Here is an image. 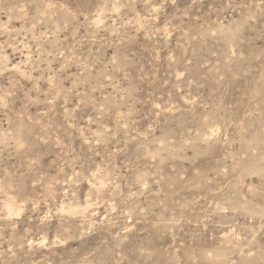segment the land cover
Wrapping results in <instances>:
<instances>
[{
  "label": "rangeland",
  "instance_id": "rangeland-1",
  "mask_svg": "<svg viewBox=\"0 0 264 264\" xmlns=\"http://www.w3.org/2000/svg\"><path fill=\"white\" fill-rule=\"evenodd\" d=\"M0 264H264V0H0Z\"/></svg>",
  "mask_w": 264,
  "mask_h": 264
}]
</instances>
